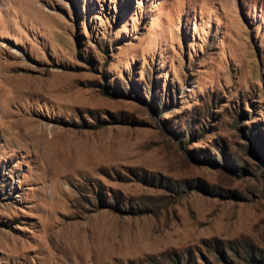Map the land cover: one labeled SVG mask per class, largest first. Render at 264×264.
I'll use <instances>...</instances> for the list:
<instances>
[{
    "label": "rangeland",
    "instance_id": "374dc122",
    "mask_svg": "<svg viewBox=\"0 0 264 264\" xmlns=\"http://www.w3.org/2000/svg\"><path fill=\"white\" fill-rule=\"evenodd\" d=\"M0 264H264V0H0Z\"/></svg>",
    "mask_w": 264,
    "mask_h": 264
},
{
    "label": "trees",
    "instance_id": "16d2710c",
    "mask_svg": "<svg viewBox=\"0 0 264 264\" xmlns=\"http://www.w3.org/2000/svg\"><path fill=\"white\" fill-rule=\"evenodd\" d=\"M190 134V133H189Z\"/></svg>",
    "mask_w": 264,
    "mask_h": 264
}]
</instances>
